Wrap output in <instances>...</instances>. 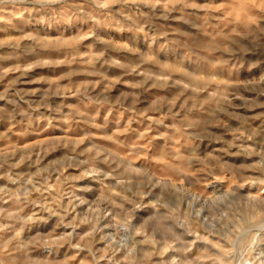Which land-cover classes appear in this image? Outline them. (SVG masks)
Here are the masks:
<instances>
[{"label":"rangeland","instance_id":"374dc122","mask_svg":"<svg viewBox=\"0 0 264 264\" xmlns=\"http://www.w3.org/2000/svg\"><path fill=\"white\" fill-rule=\"evenodd\" d=\"M263 255L264 0H0V264Z\"/></svg>","mask_w":264,"mask_h":264},{"label":"bare ground","instance_id":"6f19581e","mask_svg":"<svg viewBox=\"0 0 264 264\" xmlns=\"http://www.w3.org/2000/svg\"><path fill=\"white\" fill-rule=\"evenodd\" d=\"M256 185H257V183L256 182H252L251 183V187H256ZM247 196H254V195H252V194H250V193H247ZM240 241V240H239ZM237 242V241H236ZM243 243V242H242ZM245 244V243H244ZM236 245V244H235ZM237 246V245H236ZM243 246V245H242ZM237 250V249H236ZM235 250V251H236ZM245 250V249H244ZM172 251V257H171V260L172 261H174L175 260V258H176V255H177V253H178V251L176 250V248H174V249H172L171 250ZM237 252H238V250H237ZM237 254V253H236ZM235 257V256H234ZM237 257H238V255H237ZM251 262V261H250ZM248 263V262H247ZM251 264V263H250Z\"/></svg>","mask_w":264,"mask_h":264},{"label":"built area","instance_id":"2783aa9c","mask_svg":"<svg viewBox=\"0 0 264 264\" xmlns=\"http://www.w3.org/2000/svg\"><path fill=\"white\" fill-rule=\"evenodd\" d=\"M264 256V255H263Z\"/></svg>","mask_w":264,"mask_h":264}]
</instances>
